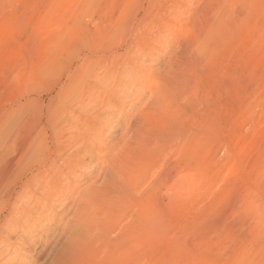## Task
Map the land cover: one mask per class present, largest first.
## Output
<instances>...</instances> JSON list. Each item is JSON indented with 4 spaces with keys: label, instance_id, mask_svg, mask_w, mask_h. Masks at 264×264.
<instances>
[{
    "label": "rangeland",
    "instance_id": "374dc122",
    "mask_svg": "<svg viewBox=\"0 0 264 264\" xmlns=\"http://www.w3.org/2000/svg\"><path fill=\"white\" fill-rule=\"evenodd\" d=\"M80 73L101 83L82 153L47 115ZM11 106L49 159L79 164L71 192L15 222L10 194L40 164L0 189V264H264V0H0ZM90 187L97 225L72 246Z\"/></svg>",
    "mask_w": 264,
    "mask_h": 264
},
{
    "label": "bare ground",
    "instance_id": "6f19581e",
    "mask_svg": "<svg viewBox=\"0 0 264 264\" xmlns=\"http://www.w3.org/2000/svg\"><path fill=\"white\" fill-rule=\"evenodd\" d=\"M100 84V80L91 75L82 73L72 75L69 82L60 89L59 104H55L54 101L50 104V109L48 108L47 115L52 122L53 133L63 137L69 135L68 137L72 141L81 145L82 148L79 145V151L83 147L94 148L93 143L96 138L94 123L97 118L95 105H97ZM22 114L21 107L11 106L0 110V189L8 184L15 171L17 172V168L19 170L23 163L28 166L38 163L40 166L19 186L18 190L16 189L17 191L10 194V198L6 197L11 203L6 222H15L20 215H29L37 205L48 199V196L54 192L59 194H63L67 190L71 192V188H74L72 174L76 168L73 169V163L77 164L75 159L79 158V156L76 157L77 149L68 151L65 158L61 152L60 158L49 159V146L44 127H32L31 122H28ZM60 124H63L64 129L60 127ZM65 130H67V134L63 132ZM56 143L54 142V144ZM11 153L15 155V158L8 160L7 156H11ZM73 177L76 178L74 175ZM70 192L69 194H71ZM82 195L84 197L83 204H81L79 212L76 213L77 218L74 225L70 226L72 232L69 236V244L72 246L89 240L93 234V228L97 225L96 192L93 187H90Z\"/></svg>",
    "mask_w": 264,
    "mask_h": 264
}]
</instances>
